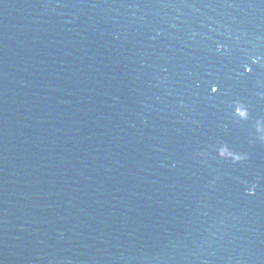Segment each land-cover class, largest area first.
I'll use <instances>...</instances> for the list:
<instances>
[{
	"label": "water",
	"instance_id": "1",
	"mask_svg": "<svg viewBox=\"0 0 264 264\" xmlns=\"http://www.w3.org/2000/svg\"><path fill=\"white\" fill-rule=\"evenodd\" d=\"M258 124L264 0H0V264H264Z\"/></svg>",
	"mask_w": 264,
	"mask_h": 264
},
{
	"label": "clouds",
	"instance_id": "2",
	"mask_svg": "<svg viewBox=\"0 0 264 264\" xmlns=\"http://www.w3.org/2000/svg\"><path fill=\"white\" fill-rule=\"evenodd\" d=\"M257 130L261 133V136H260V138L261 139H264V127H262L261 125H257ZM244 158H246V157H244Z\"/></svg>",
	"mask_w": 264,
	"mask_h": 264
},
{
	"label": "snow or ice",
	"instance_id": "3",
	"mask_svg": "<svg viewBox=\"0 0 264 264\" xmlns=\"http://www.w3.org/2000/svg\"><path fill=\"white\" fill-rule=\"evenodd\" d=\"M248 71L251 72V68H249ZM211 91H212V92H216L217 89H216L215 87H213V88L211 89Z\"/></svg>",
	"mask_w": 264,
	"mask_h": 264
}]
</instances>
